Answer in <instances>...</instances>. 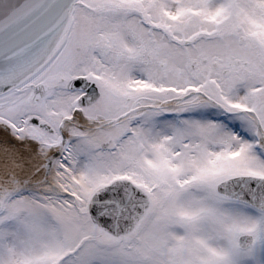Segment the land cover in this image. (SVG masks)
<instances>
[{"label": "snow or ice", "instance_id": "snow-or-ice-1", "mask_svg": "<svg viewBox=\"0 0 264 264\" xmlns=\"http://www.w3.org/2000/svg\"><path fill=\"white\" fill-rule=\"evenodd\" d=\"M0 264H264V0H0Z\"/></svg>", "mask_w": 264, "mask_h": 264}]
</instances>
